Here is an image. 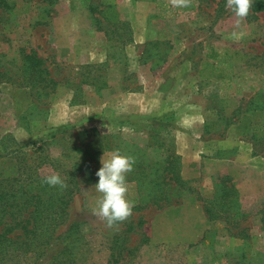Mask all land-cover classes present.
Segmentation results:
<instances>
[{
    "label": "rangeland",
    "instance_id": "rangeland-1",
    "mask_svg": "<svg viewBox=\"0 0 264 264\" xmlns=\"http://www.w3.org/2000/svg\"><path fill=\"white\" fill-rule=\"evenodd\" d=\"M6 1L0 180H74L60 240L7 264H264V11L252 14L254 0ZM40 78L55 84H26ZM120 90H145L160 108L126 117L108 103ZM190 141L192 156L181 154Z\"/></svg>",
    "mask_w": 264,
    "mask_h": 264
},
{
    "label": "trees",
    "instance_id": "trees-1",
    "mask_svg": "<svg viewBox=\"0 0 264 264\" xmlns=\"http://www.w3.org/2000/svg\"><path fill=\"white\" fill-rule=\"evenodd\" d=\"M248 5H251L252 14L264 11V0H254ZM0 6L10 8L6 0H0ZM184 8L193 10L194 3L192 2ZM34 55V52H31L24 58L31 64V68L37 69L41 65V61ZM237 60H242V57ZM206 64L211 65L210 63ZM212 77L222 78L219 75H212ZM26 84H31L32 87L43 85L44 88H49L54 86L55 81L40 78L37 81H28ZM98 146L102 152L108 150L102 140ZM98 155H100V151L94 154L95 157ZM61 174L52 178L49 185L45 181L43 185L37 183L36 187H34L35 181H26L20 178V174L11 179L0 180V227L3 226V229H0V257L2 256L0 264H7L8 257L17 250L23 252L25 248L30 250L31 248H41L42 245L47 246L52 242L56 244L60 240L61 235L57 228L60 227V218L66 214L69 203L66 198L74 193V188L68 187L74 181L73 177L68 180L66 175L62 177ZM25 184H28L27 189L23 190L22 185ZM75 184L76 190L78 186L76 180ZM48 186H50L49 189ZM33 188L38 191L32 192ZM16 230L21 231L23 240H19V235H13Z\"/></svg>",
    "mask_w": 264,
    "mask_h": 264
},
{
    "label": "crops",
    "instance_id": "crops-1",
    "mask_svg": "<svg viewBox=\"0 0 264 264\" xmlns=\"http://www.w3.org/2000/svg\"><path fill=\"white\" fill-rule=\"evenodd\" d=\"M162 101V98H161ZM108 103L115 108L116 112L120 111L121 114L125 112L126 117L133 118L135 116L142 117L147 116L153 111H158L160 108L161 102L156 96H148L146 91L137 90V91H123L120 90L118 96L116 98L109 100ZM94 107L95 110H102L98 105L91 106ZM102 107V106H101ZM195 115L196 113H191ZM97 116V115H96ZM195 147L194 143L190 141L187 145L188 151L182 152L181 154H186V156H192V150ZM189 154V155H188Z\"/></svg>",
    "mask_w": 264,
    "mask_h": 264
}]
</instances>
